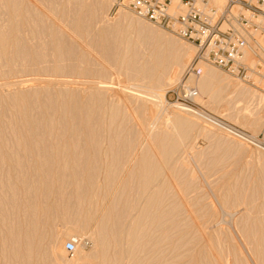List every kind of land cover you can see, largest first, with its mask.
I'll return each mask as SVG.
<instances>
[{
  "label": "bare ground",
  "instance_id": "bare-ground-1",
  "mask_svg": "<svg viewBox=\"0 0 264 264\" xmlns=\"http://www.w3.org/2000/svg\"><path fill=\"white\" fill-rule=\"evenodd\" d=\"M92 1L0 0V80L3 81L2 79L7 78V82L4 79V85L20 87L17 88L18 90H14L13 87L7 90L8 95L11 96L7 97L10 101L6 102L11 105L13 111L10 109L12 113L10 112L9 119L6 118L7 114H2V118L0 117V264H79L70 261L69 256L67 261L64 259L69 254L77 253L78 247H80L78 241L76 249L70 252L63 245L67 232L66 236L60 233L53 236L52 232L51 236L52 224L57 215L63 220L71 222V225H75V230L69 229L73 230L76 236L78 235L79 240L84 234H87L95 242L94 249L90 253L85 254L82 258L78 257L83 261L80 264H183V253L180 252V248L188 239L184 240L185 236L178 233L174 235L172 232L174 231L172 228L178 225L175 224V220L181 204H175L176 201L179 202V196H177V191H171L173 187L171 182L172 180L177 181L181 177L185 178V174L189 173L186 171L189 170H186L185 163L187 161H183L184 164L180 163L181 166L178 165L177 155L180 153L182 143L193 129L199 127V131L205 134L213 131L210 127H201L194 119L184 115L174 121L175 136L170 131L171 134L159 137L160 134H155L156 132L151 127L153 125L147 123L142 115L148 114V104H156L157 97L160 96L156 92L147 93L145 89L144 92L143 88L133 89V87L122 86L121 82H116L114 79L111 81L109 77H106L107 75L103 76L104 70L98 68L91 70L89 63H85L88 65L86 66L84 62L92 60L91 52L95 49L92 54L95 53L97 58L102 59L101 61L105 60L107 64H110L108 67L104 63L107 66L105 69H110L107 73L113 78L114 76H123L128 81L141 78L150 84L158 85L159 89L160 86L163 87L161 84H168L167 80L171 79L169 71L173 64L182 66L183 70L184 67L186 68L189 58L190 61L192 58L182 46L183 44H179L181 42H178V39L172 36L167 37V34L165 36L164 31L154 29L145 24L146 22L143 23L144 21L142 22L138 17L137 20L136 18L132 19L130 16L132 14L129 12L128 15H124L122 20L119 18L120 16L118 17L121 21L101 22L98 15L100 10L107 6L106 2L108 1ZM211 2L218 6V0H211ZM110 3L112 4V2ZM225 6L223 4V7ZM252 38H248L249 44H251ZM245 52L244 50V55ZM244 55L242 59L245 58ZM93 57V63H95L97 58ZM66 61H70L71 65H66ZM197 66L201 70V73L197 75V78L200 77L197 81L200 85L198 88L208 96L213 95L211 97H215V100H222L224 91H227V86L231 85L230 80H227L228 75L223 77L219 71L213 70L214 67L210 68L202 62H199ZM20 74L31 77L22 79L23 76L20 77ZM73 75L80 76L79 78L74 76L76 79L95 76V80L97 77H106V80H101L103 78L94 80L96 85L89 88L93 91L90 96H87L88 98L85 96L86 98L82 99L81 95L80 99L75 96L77 94L68 98L66 96L71 91L69 92L68 85L62 82H69V79L64 78L68 76L73 78ZM18 77L21 79H17ZM120 79L121 77L118 80ZM39 81L41 83H37ZM57 81L61 83H57ZM43 82L45 83L42 84ZM25 83L27 84L24 85ZM24 87H27L28 90L23 89ZM243 88H241L242 91ZM12 89L16 91L14 95H12ZM111 90L121 92L122 97H127V99L120 97L121 99L118 98L117 103L110 101L114 99L108 101L105 95ZM236 90L240 95V88L236 87ZM260 96V99L264 100V95L260 94ZM1 97L0 108L2 105L4 109L3 104L7 103ZM129 98L130 101L133 99V101L140 99V102L144 100L145 104H142V110L138 106L136 111L133 110ZM4 99L6 98L4 97ZM118 102L123 103L126 107L124 111L126 113L128 111V115L131 113L132 119L137 121L134 138L120 130L119 127H122V124L119 126V123L116 124L117 117L120 120V116L122 115L124 119L125 115L124 111V113L121 112V109L124 108L123 105L121 108ZM156 106L159 108V105ZM177 107L199 118L208 126L231 136L225 129L214 126L202 110L187 108L179 102H177ZM138 109L142 111L140 113L143 119L139 117ZM1 110L0 114L3 113ZM5 110L7 112L6 107ZM42 111L45 112L42 113ZM119 112L123 114H119ZM127 117L129 119L131 116ZM123 119L121 120L123 121ZM117 122L119 121L117 120ZM257 122L260 123V121ZM156 131L158 130L156 129ZM105 132H111L107 135V139ZM104 140L106 146L103 145ZM145 143H148V147L145 146ZM149 145L154 149L151 150ZM131 147L134 150L132 160L137 161L136 164L139 165L137 177L140 182L136 183L134 187L136 188L138 185V190L137 188L136 190L144 198L142 206L138 207L137 205L138 208L133 206L132 208L135 209H131L129 205V203L132 204L131 196L130 198L125 197L127 200L129 198V201L131 199V202L123 201L121 203L120 198V200L118 199L120 202H116L117 198L114 200L117 197L116 193L110 203L99 206L96 196L101 190L97 182L100 167L95 165V161L104 154L115 156L114 158L117 157V160L121 159L124 153L130 156ZM259 147H262L261 144ZM262 148L264 149V147ZM127 157L125 156V159ZM155 157H159L157 161L154 160ZM117 160L115 159V162ZM120 161L118 164L122 163ZM113 163L106 160L105 166H103L108 178V180L106 178L108 184L106 182L105 184L109 186L113 185V180L120 177V175H116V172L118 174L119 171L116 167L118 166L120 169L122 166V164L116 163L115 167ZM148 171H153L154 174L150 179L145 180L143 173ZM134 173L131 174L134 175ZM11 176H15V181L10 179ZM193 178L191 176L188 180L182 178V181H179L187 184ZM82 182L89 184V186L86 185L89 192L86 195L88 198L84 195L86 189L82 188ZM71 183L75 186L69 194L68 186ZM118 185L117 187H121ZM169 185L171 186L170 191L166 190ZM106 187L110 190V187ZM164 188L166 193L168 191L169 195H167L170 198L173 196L172 201L175 205L168 202L170 198L167 195L165 196L169 199L161 196ZM136 190L134 192L137 193ZM243 190L245 188L238 187L234 183H224L219 186V192L215 197L221 203L243 206L242 209L228 214L231 216L242 241L243 237L245 238L246 242H243L247 252L251 251L261 257L264 255V215L262 214L264 199L259 202L256 198L257 195L252 196L255 191L246 190L247 192H245ZM118 191L116 188L114 192ZM172 192L176 193L177 200L174 199L175 194L170 195V193L173 194ZM107 195L109 196V194ZM163 197L166 198L163 200V204L164 201L168 202V208H160L158 205L162 204ZM133 199L134 205L138 204H135L136 200ZM117 203H120L119 205L128 203L130 207H127L126 204V206L123 205L127 208L123 205L118 206ZM181 215L184 219L187 217H184V213ZM184 219L179 222L181 223ZM196 219L198 220L197 216ZM60 220H57V223ZM188 221L189 219H187V224L191 225L192 223ZM183 223L182 225H187ZM199 223L200 221H197V224ZM201 225L203 232L190 227L191 232L192 230L196 234L197 231L200 232L201 234H198L203 238L202 241L205 239L207 242L205 246L203 245L199 250L195 249L197 251L194 250L192 253L189 248L188 253L191 255L188 263L185 264H205L207 261L206 264H251L252 257L249 256L251 259L246 260L241 249L229 234H225L226 239L223 242L208 233L210 230L208 226V230H206L207 228L204 227L206 224L201 223L198 226L201 228ZM199 235L195 237L198 239ZM48 238L49 241L46 243ZM182 239L185 241L183 244ZM247 242L253 243V246H249ZM190 243L188 246L195 248L193 245L195 243ZM187 254L185 253L184 256L188 257ZM250 255L254 256L251 253ZM58 256L62 257L65 262H58ZM203 260L206 261L203 262ZM258 261L257 264L264 262L258 263Z\"/></svg>",
  "mask_w": 264,
  "mask_h": 264
},
{
  "label": "rangeland",
  "instance_id": "rangeland-1",
  "mask_svg": "<svg viewBox=\"0 0 264 264\" xmlns=\"http://www.w3.org/2000/svg\"><path fill=\"white\" fill-rule=\"evenodd\" d=\"M90 1H92V0H90ZM97 1H100V0H97ZM106 1H108V2H106L107 6L105 8H103V10H100L99 15H98V19L101 20V22L102 21H105V22L121 21L125 14L128 15V12H129V14H132V15H130L132 19L136 18V20H137L138 16H136L133 13V11L129 8V5H128L129 0H112V1L106 0ZM175 1L177 2L178 0H175ZM95 2H96V0H95ZM110 2H112V4ZM225 2H226V0H218V7L222 6V8H224L223 4L225 6ZM219 4L220 5L222 4V5L220 6ZM139 20H141L142 22L144 21L143 23L146 22L145 24H148L149 26L153 27L154 29H157V30L159 29V31H161V32L164 31L163 33H165V36L168 35L167 37H169V36L171 37L172 36L173 38L175 37V39H178V42H181L179 44H183L182 46L185 48V50L189 53L190 57L192 58L191 61L194 59V57L196 56V53H197V49H196V47L193 44H191L190 42L179 38L178 36L172 34L169 31H166V30H163L161 28H157V27L153 26L152 24H150L146 20H143L141 18H139ZM251 33L255 36V40L251 41L252 46H251V44H248V47L245 48V51H246L245 53L246 54L245 55L243 54V55H244V57L246 59L243 58L242 60L247 65H249V67L252 69V71L250 73V78H251L252 83H250L248 81H245L243 79L236 78L233 75H231L230 73L226 72L225 70H222V69L214 66L213 64H209L207 62L200 61L203 64L209 66L210 68L214 67L215 69H213V70L219 71L223 77H226L227 75L229 76V78L227 76V80H230L231 85L227 86L229 88V89L226 88L227 91H224L225 97H224V95L222 93V95H223L222 100L221 99L215 100V97L214 98L211 97L213 95H209L208 96V95H206V93L204 91H201L200 88H198V87H200V85H199V82H197V81H198V78H200V77L197 78V75H195V74H191L189 76L186 75V69H187L188 65L191 63L190 58H189V61L187 63L188 65L186 64V68L184 67L183 70H182V66H179L178 64H173V66L170 68L171 70L169 71V76H170L171 79L170 80L166 79L167 82L169 81L168 84H164V83L161 84V85H163V87L159 85L160 86L159 89L157 87L158 85L156 86V85L150 84V83H148L147 81H145V80H143L141 78H137V79H133V80L131 79L132 81H130V80L128 81V79L125 80V78L123 76H120L121 77L120 80H118L120 78L118 76H114V78H113V76H110V74L107 73V71H109L110 69L109 68L105 69V67H107L108 65L110 66V64H107L104 59H103L104 62L101 61L102 59L100 60L99 58H97L96 57L97 55H95V53L93 55L92 53H93V51H95V49L93 50V48H92L93 51L91 52V57H92L91 59L93 60V58H94L93 56H95V59L97 58L95 60V63H93L94 60L93 61L91 60L92 62L90 60L84 62V65L89 63V67H90L91 70H94V69H97V68L101 69V70H104L103 76L107 75L106 77L107 78L109 77L111 79V81H112V79H114L116 82H119V83L121 82L122 86L125 85V86H127V88H128V86H129V88L133 87V89L134 88L135 89L136 88L137 89L138 88L139 89L143 88L142 90L145 89L147 93H149V92L155 93L156 92V94L160 96V97H157L156 104H154V105L151 104V103L148 104V114L147 115H142L140 113L142 111H140L138 109L139 110V114H140V116L139 115L138 116L141 117L142 119H143V117H145V119L147 120V123H150L151 125H153V126H151V125L150 126L152 127L153 131L156 132L155 134L156 135L160 134L159 137L165 136L168 133L171 134V132H172V134L174 133L173 136H175V132L176 131L173 129L174 126H175V122L174 121L177 120V118L184 117V115H186V117H189L190 119L191 118L194 119V121L197 124H199L201 127L202 126L203 127L205 126L207 128L210 127V129L214 132V133L212 132V133L205 134L204 132H202V131L200 132L199 131V127H196V129H193L192 131H190L188 138L185 139L184 142L181 145V148L179 150L180 153H178V155H177V159L179 158L178 159L179 162L177 161L178 165L181 166L180 163L184 164L185 162L184 163H182V162L183 161H187L188 163L187 162L185 163L186 166H187L186 170L188 169L189 171H186V172L190 173V174L187 173V175L189 174L190 176L189 175L187 176L185 174V178L181 177V179L183 178V179L188 180L191 176L194 177L193 178L194 180L192 179L191 181H189L187 183L190 186L187 185V184H184L183 182H180V181H182L181 179H179L180 181L177 180L179 182L173 181V180L171 182V186H173L171 191H177L176 192V193H178L177 196H179L178 197L179 202L176 201L175 204L176 205L177 204H181L180 207H179L181 209L178 208L179 212H178L176 220H175L176 221L175 224H178V225H176L174 228H172V230H174L172 232H173L174 235L177 234V233L179 235L182 234V236H185L184 240H186V238H187L188 240H190V242L195 243V244H193L195 246V248L193 246L190 247V246H188L190 242H188V240H187V242H185L182 239L183 240L182 244H183V242H185L184 246L182 245V247L180 248V252L183 253L182 254V258H183L182 262H183V264L188 263L190 255H191L192 252H194L195 249L199 250L201 247H203V245L205 246V244L207 242V240L205 241V239H204V241H202L203 238L201 237V235L198 234L200 232H203L202 225H201V228L199 227L201 223L202 224H206L205 226L203 225L206 228L208 226L209 230L212 232L211 233L210 231L209 232L207 231L209 234H211V235L213 234L212 236H215L216 238H218L219 240H221L223 242L226 239L225 234L226 233L229 234L231 236V238L234 240V242L241 249V252L244 255L245 259L246 260L247 259L250 260L251 259L250 257H252V259H251L252 261H250L251 264H254L255 262L257 264V261L259 259H260V261H258V263L264 261L263 260L264 258H261L264 255H261V257H260V255L258 256V254L257 255L255 253L253 254L251 251L247 252V250L245 249V244H244V242H246V241H244L245 238L243 237V239H244L243 240L244 242H243L241 237H240V235H239V233L236 231V229L234 227V224H233V221L231 219V216L228 214L230 212H234V211L236 212L237 210L242 209L243 206L237 205V204H233V203H230V204L229 203H221V202H218L216 200V197H215L216 193L219 192V186L223 185L224 183L225 184L234 183L238 187L245 188V190H243L245 192H247L246 190H249V191L252 190L250 192H254L255 191L254 193H252L254 195H252L250 193H247V194L248 195H252L253 197L255 195H257L256 198H258L257 200H259V202H261L264 199L263 198L264 197V149L262 148V147H264V100L260 99V97H261L260 94L264 95V88L262 86L263 85L262 77L258 74V71H261L263 69V67H264V33L262 34L260 30H252ZM96 54H98V53H96ZM256 54L259 55L258 58L256 57ZM246 55H247L248 58L246 57ZM99 60L101 61V63H100ZM97 61H99V62H97ZM69 62L70 61H68V62L66 61L65 62L66 65H68V66L71 65V64H69ZM104 63H106L107 66L104 65ZM100 64L101 65L103 64L102 66H104V67H102V66L100 67L99 66ZM86 66H88V65H86ZM111 69H112V67H111ZM219 72H217V73H219ZM20 75H21L20 77L23 76L22 79H27V78L31 77L30 75H25V76H24V74H20ZM112 75H115V74H112ZM74 76H76V75H73V78H70L72 76H68V77L66 76L67 78H64V79H66V80L69 79V82L68 81L67 82L66 81L62 82V83H66L68 85L67 88L69 89V92L71 91V93H69V95L66 96L68 98H71L70 96H72L73 94L74 95L77 94L75 96L76 97L77 96L80 97V99H81V95L83 97L82 99L86 98L87 96H90V94L92 93L93 89L91 91L89 88H91V86H93V85H96L95 81L100 80L101 78H103V77H101V78L97 77L96 80H95V78H94L95 76H92V77L85 76L84 79H83V77L81 79H76L77 77L79 78L80 76H76V78ZM20 77H18L17 79H21ZM86 77H89V78L87 79ZM106 77L101 79V80H106ZM74 78H75V80H74ZM4 79H2L3 81L0 80V83L3 82L2 84H0V93H2L3 95L0 94V96H2L3 97V101L6 102V101H10V99H8L7 97L10 98V96H11V95H8L9 93H8L7 90L9 88H12L13 86L9 85V84L8 85L10 87L8 85L6 86V84L4 85V82H5V80L7 78L5 80ZM89 79H91V80H89ZM110 79H107V80H110ZM139 79H141V80L139 81ZM7 80H6V82H7ZM37 83H41V82L39 81ZM44 83L45 82H43L42 84H44ZM53 83L56 84V82H53ZM57 83H61V82L57 81ZM26 84L27 83H25L24 85H26ZM229 84H227V85H229ZM183 85H184L185 88H187L189 86L190 87H194L197 90V93L199 92L197 94V96L195 95V97H196L195 101H196L197 108H201L202 110H204L205 112H207L208 114H210L212 116L215 115L218 118H220L222 120H225L226 122H229L231 124L237 125L240 128L244 129L251 136H253V139L251 140V142H245L244 143V142H242L243 140L240 141V140H237V139H235V138H233L231 136H228L224 132H222L220 130H217L216 128H212L211 126H208L203 121H201L199 118L193 116L192 114L188 113L187 111L180 110L177 107V99H178V96H181L182 93H183ZM242 85L245 88H243ZM231 86L233 87V89L234 88L236 89V87H239L240 91H241L240 93L242 94V92H243V94L239 95V91H237V90L235 91V89L233 90ZM14 87H13L14 90H18L17 88H20L18 86H14ZM70 87H71V89H70ZM241 88H243V91L241 90ZM13 89H12V91H13ZM23 89L28 90L27 87H24ZM145 90H144V92H145ZM15 92L16 91H13L12 95H14ZM113 92L114 91H112V90L109 91V92H106V93H108L110 95L106 94L107 96L105 95V97L107 98L108 101L110 99H114V100H110V101H113L114 103H117L118 98L120 100L121 99L120 97H122L123 94H121V92H114V93ZM147 93H144V94H147ZM199 94H201V95H199ZM198 96H199V98H198ZM2 97H1V99H2ZM4 97L6 99H4ZM123 98L127 99V97H124V96L122 97V99ZM203 98H204V100H203ZM128 100L132 104L131 108L133 110H135V111L137 110L138 107L141 109L142 108V104L143 105L145 104L144 100H142L143 101V103H142V101L141 102L139 101L140 99H138V100L136 99L137 100V101L135 100L136 102L133 101L134 99L130 101V98H129ZM132 101H133V103H132ZM135 103H137V104H135ZM3 105H4V109H3L2 105H1V108H0V110L1 109L3 110V113L0 114V117L2 116V114H4V115L7 114L6 118L9 119V117H10V115L12 113L11 111H13L12 107H10L11 105H9L8 103L7 104H3ZM122 105H123V103H121L119 105L121 108L124 107L123 109H121V112H123L124 109L126 110L125 105H123V107H122ZM156 105H159L158 106L159 108H156L157 107ZM5 107L7 109V112L5 110ZM7 107H9V108H7ZM10 109H11V111H10ZM43 112H45V111H42V113ZM121 112H119V114ZM124 112H125V115L127 114L126 116L124 115V119L125 120L123 119V116L121 115L120 117H121V119H123V121L121 119L119 120V118L117 117V120L119 122H117V120H116V124L119 123L118 126L122 124V127H119V128H121L120 130L123 131L125 134H128L132 138H134L135 135H136V131H137V129L135 127L136 126L135 124H136L137 121L132 119L133 116L131 115V113H130V115H128L129 114L128 111H127V113H126V111H124ZM123 113H121V114H123ZM185 113H187V114H185ZM127 116H129V117L131 116V117L129 119H127L128 118ZM257 118H259V119H261L263 121H261V120H259ZM256 120L260 121V123H258ZM120 121H122V122L120 123ZM255 125L256 126L258 125V127H256ZM156 129L158 131H156ZM157 132H159V133H157ZM108 134H111V132H109V133L105 132L106 139H107V135ZM162 134H164V135H162ZM225 137H227V138H225ZM148 143H145V146H147ZM259 144H261V146H262L261 148L259 147ZM103 145L106 146V141L105 140H104V144ZM149 147H150L151 150L154 149L150 145H149ZM125 152H127V153L130 152L131 155L129 156L128 154L124 153L122 155L123 159L121 158L122 161H120L121 159H119V158H118L119 160H117V157L114 158L115 156H113V157H112V155L106 156L105 154L103 156L99 157L96 160L98 162L95 161V163H96L95 165L98 166V168L100 167V173L97 176V182H98V185L101 187V190H100L98 196H96L97 199H98V203L97 204H99V206H101V205L104 206L107 203H110L111 202V198H113V196H114V193H116L115 196H117V197L114 196L115 199L113 198L114 200H116V198H117L116 202L117 201L120 202L119 201L120 199H121V203L123 201L124 202H131V199H132V204L129 203V205L131 207L128 205V203L127 204L125 203L127 205V207L129 206L131 209H135V208H132V207L133 206L137 207V205H138V207H141L143 202H144L143 201V199H144L143 196L141 195V193L139 191H137L138 190V185L136 187L137 190L134 187V186H136V183L139 184L138 182H140V181H138V177H137V175H138L137 171L139 170L138 169L139 165L136 164L137 161L132 160V153L134 152V150L132 148V149H130L129 152L128 151H125ZM124 155L126 157L127 156H129V157H127V159H125ZM158 158L159 157H155L154 160L157 161ZM115 159L117 160L116 162H115ZM106 160L107 161H112V163L114 162L113 163L114 166L116 165V163L118 164V161L122 162V163L119 162L120 164H118V165L122 164L121 167L119 166L120 169H118L117 165H116L117 167L115 166L117 168V170L121 171V169H122V171L120 173L118 171V174L116 172V175H120V177L115 176L117 178H116L115 181L113 180L114 183L112 182L113 185L111 184V186L106 185L108 183L106 182V178L107 177L105 175V171H104V167H103V166H105L104 164H105ZM123 160H124V163H123ZM128 160H129V162H128ZM133 161H135V162L133 163ZM126 162H128V163L126 164ZM187 164L190 165V166H188ZM123 165H125V166H123ZM131 173H134V175H132ZM153 174H154L153 171H148V172L143 173V177H145L144 178L145 180H148V179H150L153 176ZM135 175H136V177H135ZM131 176L132 177L134 176V177L132 178ZM14 177L11 176L10 179L14 180L15 179ZM78 177L81 178L80 176H78ZM118 178H120V179L124 178V179H122L123 181L119 179L120 180L119 181ZM131 178H132V180H131ZM107 180H108V178H107ZM134 181H135V183H134ZM105 182H106V184H105ZM124 182H127L128 184L127 183L125 184ZM82 183H83L82 188L86 189L85 192H84V195L86 196L87 194H89V192L87 191L88 188H86V187L89 186V184L86 183V182H82ZM118 184L121 185V187H117ZM86 185H88V186H86ZM74 186H75V184H73V183L69 184V186H68V193L69 194H71L72 189H73ZM106 186L110 187V190ZM115 186L117 188V191L119 189L120 192L119 191L118 192H114V191H116ZM171 186L169 185L168 186L169 188L166 187L167 188L166 190H169ZM134 190H136L138 194L136 192H134ZM166 190H165V188L163 189L162 192L164 194L161 192V194H162L161 196H165L167 194L169 195L168 191L166 193ZM178 191H180V192H178ZM132 193L134 195L135 194L136 195L134 196ZM172 193L173 194L170 193V195H174L175 194L174 195V199L177 200L176 199L177 197L175 198L176 193L175 192H172ZM107 194H109V196ZM106 195H107V197H106ZM130 196H131V199L129 201ZM132 196H134V197H132ZM167 196H165V197H167ZM125 197L126 198L129 197L128 200ZM168 197L170 198V196H168ZM168 197H167V199H169ZM86 198H88V196H86ZM123 198H124V200H123ZM133 198H135V200H136L135 204L136 203H138V204L134 205V203H133L134 199ZM138 198H139V200H142V201H139ZM172 198H173V196H172ZM172 198H170V200L169 201L167 200V201L170 204L175 205L174 201H172L173 200ZM183 198L185 199V201H183L184 200ZM125 199H126V201H125ZM163 200H166V198L164 199V197H163L162 204H158V205L160 206V208H168L169 207V204H167L168 202L164 201V204H163ZM262 202H264V200ZM165 203H166V205H165ZM257 203H258V201H257ZM117 204H118V206H122L124 203L121 204V205H119L120 203H117ZM85 205H86V202H85ZM159 206H158V208H159ZM127 207H125V208H127ZM182 208H183V210H182ZM213 211L215 213H212L213 214L212 215L211 212H213ZM185 212H187V213H185ZM182 213L185 214L184 217L187 216L185 219L183 218V215H181ZM188 214H190L189 215L190 217H188ZM262 214L264 215V210H263ZM215 215H217V217H215ZM196 216L198 217V220L196 219ZM194 217H195L196 220L194 219ZM211 217H213V218H211ZM61 218L62 217L57 215V217L55 218V221H53V224H52L53 226H52L51 232H50L51 236H52V232H53V236H54V234L57 235V233L58 234L60 233V234H63V235L65 234L64 236H66V234L68 233L63 245H65V243L68 240H70V239H73V238L76 239L78 241V244H80V247H78V251L76 253L77 256H76L75 253L74 254H69L64 259H65V261H67V257L69 256L68 259L70 258L69 259L70 261H75V262L80 264L83 261H82V259H79L78 257L82 258V257H84L85 254L90 253V251L94 249L95 242L87 234H84L81 237V239H80L81 241H80L78 239V237H77L78 235L76 236V233H74V231H73V230H75L74 229L75 225L74 224L71 225V222L65 221V220H63V218L62 219ZM178 218H180L179 220L184 219V221H181V223H180L179 220L177 221ZM192 218H193V220H192ZM187 219H189L188 222L192 223L193 225L192 224L190 225L188 223L189 224V226H188ZM57 220H60V221H58V223H57ZM209 220H210V222H209ZM192 221H194V222H192ZM197 221L198 222L200 221V223L197 224ZM179 223H180V226H182L181 229H180ZM182 223L183 224H187V225H182ZM62 224H64V225H62ZM193 226H195V227H193ZM190 227L193 230L200 229L199 230L200 232L197 231V234L194 233L195 231L193 232V230L191 232V228ZM196 227H198V228H196ZM69 228H72L73 230H71ZM208 228L206 230H208ZM183 229H184V231H183ZM189 230H190L191 233L189 232ZM71 231H73L72 234H71ZM239 232H240V230H239ZM81 234H82V231H81ZM198 235L202 239L200 237H198V239H197V237H195V236H198ZM51 236L49 235V238ZM49 238L46 240V243H48ZM181 238H184V237H181ZM81 242H82V244H81ZM247 243H249V242H247ZM252 244L249 243L248 245L249 246H253ZM190 245H192V243H190ZM189 248L191 250V251L189 250L191 253H188V249ZM181 250H183L185 252H183ZM195 251H197V250H195ZM185 253L186 254L188 253L187 254L188 257L184 256ZM250 253L252 255H254V256H251ZM58 258H59V259H57L58 262L62 263L64 261V259H62V257L58 256ZM184 260H186V261H184ZM205 261L203 260V262H205ZM206 263H208V261L205 262V264ZM260 264H264V262H262Z\"/></svg>",
  "mask_w": 264,
  "mask_h": 264
},
{
  "label": "built area",
  "instance_id": "built-area-1",
  "mask_svg": "<svg viewBox=\"0 0 264 264\" xmlns=\"http://www.w3.org/2000/svg\"><path fill=\"white\" fill-rule=\"evenodd\" d=\"M226 1L224 8L214 5L211 0H129L128 5L139 18L196 46V56L186 69L187 76L199 75L201 70L197 64L204 61L252 83V69L242 57L249 44L248 38L253 37L252 40H255L251 31L260 30L264 33V0ZM256 57L259 55L256 54ZM258 74L262 77L264 88V67ZM196 94L194 87L185 88L183 85V93L178 96L177 102L196 109ZM202 112L214 126L225 129L231 136L246 142L253 139L239 126L204 110ZM76 246L77 240L74 238L65 244L66 250L70 252Z\"/></svg>",
  "mask_w": 264,
  "mask_h": 264
}]
</instances>
